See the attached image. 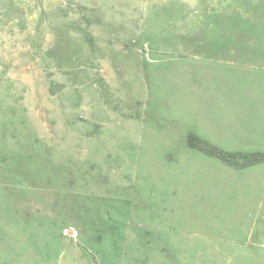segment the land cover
Returning <instances> with one entry per match:
<instances>
[{"label": "rangeland", "instance_id": "1", "mask_svg": "<svg viewBox=\"0 0 264 264\" xmlns=\"http://www.w3.org/2000/svg\"><path fill=\"white\" fill-rule=\"evenodd\" d=\"M0 264H264V0H0Z\"/></svg>", "mask_w": 264, "mask_h": 264}]
</instances>
